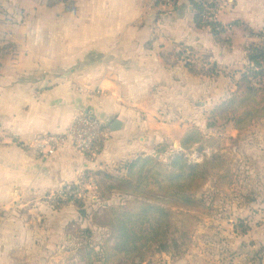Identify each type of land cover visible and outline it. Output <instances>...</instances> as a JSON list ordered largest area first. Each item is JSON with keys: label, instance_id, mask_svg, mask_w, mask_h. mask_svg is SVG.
I'll return each mask as SVG.
<instances>
[{"label": "crops", "instance_id": "obj_1", "mask_svg": "<svg viewBox=\"0 0 264 264\" xmlns=\"http://www.w3.org/2000/svg\"><path fill=\"white\" fill-rule=\"evenodd\" d=\"M220 4L222 24L264 28V0ZM210 31L196 28L188 0L162 12L146 0H0V90L15 93L8 107L0 100V206L25 192L51 193L84 172H114L189 127L204 131L205 113L227 98L255 41L239 27L229 43ZM84 108L102 125L94 158L72 150L38 158L12 142L64 133ZM48 215L39 239L0 212V264L60 263L65 227L79 215L73 208Z\"/></svg>", "mask_w": 264, "mask_h": 264}, {"label": "rangeland", "instance_id": "obj_2", "mask_svg": "<svg viewBox=\"0 0 264 264\" xmlns=\"http://www.w3.org/2000/svg\"><path fill=\"white\" fill-rule=\"evenodd\" d=\"M173 6L169 9H173ZM182 51L180 49L183 54ZM183 59L188 61L191 55ZM240 77L238 75L233 85H230L226 100L236 89L235 82ZM14 99L15 93L8 86L0 90V100L6 107ZM215 107L205 113L204 131L197 126L189 127L185 136H177L170 143L157 146L148 155L156 156L163 164H168L170 157L179 153L185 154L191 164H203L206 160L219 157L220 168L215 174L230 172L233 184L216 186L214 175L200 190L198 198L212 206L209 212L169 208L171 218L164 238L157 242H141V255L136 258V264H173L172 258H179V264H187L185 260H193L190 264H202L203 261H207V264H264V119L241 131L234 122L219 121L210 128L209 118ZM84 110H79L71 123ZM197 130L204 136L202 142L190 150H184L182 141ZM1 134V141H4L3 131ZM59 134L42 133L27 145L16 138L12 142L28 153H36L34 155L38 158H52L63 150L53 156H46L41 147L42 140ZM163 149L167 152L159 155ZM98 172H86L83 182L75 184L80 174L75 182L68 183L74 184L70 190H66L68 185L65 184L41 196H34L30 192L18 194L3 208L1 205L0 212L33 230L32 234L41 239L49 223L48 212L61 213L69 208L75 209L79 218H72L65 227L64 241L58 248L59 264H85L91 248L100 250L106 244L114 245L117 235L114 225H111L108 209H121L127 201L124 196L111 194L112 190L107 189L109 185H104V188L100 186ZM102 189L105 190L103 196ZM33 243L35 246L39 244L36 240ZM109 264L116 263L112 261Z\"/></svg>", "mask_w": 264, "mask_h": 264}, {"label": "trees", "instance_id": "obj_3", "mask_svg": "<svg viewBox=\"0 0 264 264\" xmlns=\"http://www.w3.org/2000/svg\"><path fill=\"white\" fill-rule=\"evenodd\" d=\"M180 0H173L174 8ZM194 10L197 29H208L217 42L229 43L234 27L243 28L255 41L245 46V68L235 82L236 89L231 97L218 104L211 112L208 127H215L219 121L234 122L241 131L264 119V28L256 31L246 23L236 21L228 26L215 22H204L203 2L188 0ZM218 8L221 0H214ZM173 8V9H174ZM165 57V56H164ZM163 57V58H164ZM166 58V57H165ZM189 71L198 75L192 63H187ZM215 68L210 70L213 73ZM200 131L187 135L182 148L190 150L203 140ZM163 149L159 155L166 153ZM220 168V158L213 157L203 164H191L185 154H174L168 164H163L154 155H142L121 163L114 172L99 171L100 186H107L111 194L117 193L127 198L121 209L110 208L108 215L114 225L115 243L91 248L85 264H136L141 255L140 244L157 242L164 238L169 225V208L179 207L196 212L212 210L205 200L198 198L200 190L215 175L216 186L233 184L232 174L224 172L216 175ZM101 192V190H100ZM102 196L105 190L102 189ZM101 199V198H100ZM102 200V199H101ZM113 228V227H112ZM113 230V231H114ZM95 259V260H94ZM103 262V263H102Z\"/></svg>", "mask_w": 264, "mask_h": 264}, {"label": "built area", "instance_id": "obj_4", "mask_svg": "<svg viewBox=\"0 0 264 264\" xmlns=\"http://www.w3.org/2000/svg\"><path fill=\"white\" fill-rule=\"evenodd\" d=\"M203 2L204 7V22H215L219 21L220 8L215 5L214 0H197ZM147 6L155 8L160 12L169 9L173 6V0H146ZM210 29V28H208ZM211 30V29H210ZM184 51L182 56H185L187 50ZM103 139L102 125L91 118L87 113H82L80 116L76 117L74 121L69 125L64 133H60L58 136L46 137L42 140L43 152L46 156H53L61 150H72L86 156L94 158L96 156L97 148L99 143ZM75 182V184H80L83 182L84 173ZM68 188L71 189V185L67 184Z\"/></svg>", "mask_w": 264, "mask_h": 264}, {"label": "water", "instance_id": "obj_5", "mask_svg": "<svg viewBox=\"0 0 264 264\" xmlns=\"http://www.w3.org/2000/svg\"><path fill=\"white\" fill-rule=\"evenodd\" d=\"M118 125H119V123H118V122H116V123L114 124V126H113V127H111V130H113V131L117 130V129H118V127H116V126H118Z\"/></svg>", "mask_w": 264, "mask_h": 264}]
</instances>
